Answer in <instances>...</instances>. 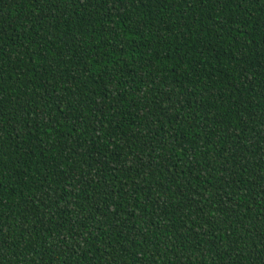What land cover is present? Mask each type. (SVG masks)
Segmentation results:
<instances>
[{"label": "trees", "instance_id": "trees-1", "mask_svg": "<svg viewBox=\"0 0 264 264\" xmlns=\"http://www.w3.org/2000/svg\"><path fill=\"white\" fill-rule=\"evenodd\" d=\"M0 264H264V0H0Z\"/></svg>", "mask_w": 264, "mask_h": 264}]
</instances>
